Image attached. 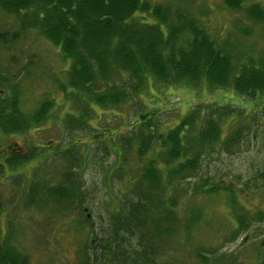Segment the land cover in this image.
<instances>
[{
	"label": "rangeland",
	"instance_id": "374dc122",
	"mask_svg": "<svg viewBox=\"0 0 264 264\" xmlns=\"http://www.w3.org/2000/svg\"><path fill=\"white\" fill-rule=\"evenodd\" d=\"M246 1L264 7V0ZM191 4L212 32L221 30L225 35V28L233 25L243 47L255 55L262 51L264 24L254 26L244 19L245 6L236 13L226 10L222 0H195ZM243 22L252 24L247 37L243 36L247 29ZM0 35L4 36L0 37L2 98L17 96L16 112L24 118L31 117L43 102L50 107L45 118L28 121L31 124L25 130L0 128L3 146L14 144L10 149L13 155L24 156L31 150L34 155L26 166L0 168V240L7 249L25 256L29 264H82L84 246L92 243L99 252L97 243L135 203H141L143 231L155 253L154 264H233L232 232L264 231V97L251 98L230 88L216 90L198 84L163 88L161 83H151L140 93L131 90L130 100L121 105L103 109L90 104L84 127L75 128L68 119L79 116L81 105H75L70 89L64 93L58 84L57 79H65L69 65L59 49L36 30L21 31L18 16L12 14L0 12ZM111 81L136 85L132 80L125 83L119 75ZM185 114L192 117L188 131L198 129L204 117L213 118L222 130L216 142L190 149L189 154L196 151L200 155L199 167L184 180L179 178L167 186L164 195L176 200L177 207H167L170 219L161 220L164 209L144 197L147 193L153 196L156 190L138 181L141 171L137 170L146 166L152 154L141 160L134 153L118 163L113 144L121 146V142L115 140L107 149L111 142L104 137L110 131H115V138L129 134V124L140 115L150 119L147 122L160 132ZM38 129H42L48 158L35 169L44 158L43 150L32 149ZM231 134L236 135L231 138ZM79 180L84 184L81 192L80 187L76 190L79 206L77 200L74 204L54 196L61 185L71 194ZM217 183L219 189L214 188ZM227 188L239 190L234 199ZM237 219L248 226L238 229ZM123 236L125 240L117 239L120 246L113 248V253H97L87 264H123L127 255L130 259L131 244H137V237Z\"/></svg>",
	"mask_w": 264,
	"mask_h": 264
},
{
	"label": "trees",
	"instance_id": "16d2710c",
	"mask_svg": "<svg viewBox=\"0 0 264 264\" xmlns=\"http://www.w3.org/2000/svg\"><path fill=\"white\" fill-rule=\"evenodd\" d=\"M193 1L0 0V12L18 16L21 31H38L68 61L65 79L57 81L62 92L70 89L77 100L75 105H81V113L75 116V128H78L86 123V113L92 107L90 104L103 109L121 105L130 100L131 90L135 94L140 93L151 83H161L163 88L198 84L216 90L230 88L237 95L251 98L264 97V46L257 55L250 48L243 47L240 42L243 40L238 41L237 28L233 29V25L225 28V35L221 30L212 32L199 14L193 12ZM222 5L229 12L236 13L245 6L244 19L253 22L254 26L264 24V7L257 2L222 0ZM244 24L247 29L243 30V36L247 37L252 24ZM115 75L121 76L125 83L130 84L129 80H132L136 85L114 83L111 79ZM17 99V96L3 99L0 92V128L25 130L31 124L28 121L43 119L48 114L50 107L43 102L31 117L24 118L16 112ZM141 117L143 115L129 124L130 133L127 135L122 133L115 138V131H110L104 137L111 142L106 148L111 149L110 145L115 140L121 142V146L113 144L114 151H118V163L126 156H134V153L138 159L152 154L146 166L141 165L137 170L141 171L138 181L157 191L153 196L147 193L144 197L151 198L150 204L154 202L160 209L167 210H162L164 213L160 216L161 220H169L168 209L177 207V201L165 197V189L173 181L184 180L195 173L200 155L196 151L189 154L190 149L216 142L222 129L213 118L204 117L200 119L198 129L188 131L192 117L185 114L175 125L158 132L157 127L147 122L150 119ZM68 120L72 122V118ZM234 135L231 134V138ZM6 160L10 165L23 161L10 157ZM262 172L264 175V170ZM79 182V186L75 184V201L80 197H77V187H80L79 192L83 190L84 184L81 180ZM219 185L217 183L214 188L219 189ZM230 192L229 197L234 199V192ZM54 196L68 198L69 201L73 199L64 188H59ZM76 205L79 206L78 200ZM140 205L131 204L127 214L111 224L110 234L97 243L99 252L92 243L84 246V264L93 261L97 253L109 256L113 248L120 246L117 239L125 240L124 234L136 236L137 244H131L130 259L122 254L123 264L131 261L154 264L155 253L143 231ZM123 230L125 232H121ZM0 264L29 262L20 253L7 249L0 240Z\"/></svg>",
	"mask_w": 264,
	"mask_h": 264
},
{
	"label": "flooded vegetation",
	"instance_id": "af4514ba",
	"mask_svg": "<svg viewBox=\"0 0 264 264\" xmlns=\"http://www.w3.org/2000/svg\"><path fill=\"white\" fill-rule=\"evenodd\" d=\"M70 123L72 126H75V119H72V122H70ZM41 130L42 129H38L36 131V135L32 139L35 142L34 143L32 141V149L36 148V149L43 150L42 157L44 156V158H42L41 161L34 167L35 169L39 168L43 164V162L45 163V161L48 158V156L46 155V150L48 149V147L43 146V142L41 139V134H42ZM43 130H47V129H43ZM3 144L4 143H1V141H0V148L2 147V149H0V168L1 169L9 167L10 163L7 162V160H6L7 157L19 158L20 160H23L21 163L15 164V166L13 168L20 167L21 165L26 166V165H28L29 162H31L34 159L33 158L34 157L33 150H31V153H29V152L25 153L24 156H22V155L15 156L12 154V150L10 151V149H12V146L14 144L7 143L5 145L6 147L3 146ZM56 148L59 149L58 145L56 146ZM6 155H9V156H6ZM73 159H75V156H73ZM60 187L63 188L62 185ZM74 189H75V187L73 186V188H71V194L73 197L72 201H74L72 203L75 204V194H74L75 191H74ZM232 191H233V189H232ZM33 192H34V189L31 190V196H29V198H28L29 200H32L31 198H32ZM233 192H234L235 196H237L236 193H239V190L237 189V190H234ZM24 196H25V194H24ZM27 196H28V194L25 196V198H27ZM21 203H22V200H20L19 204H21ZM16 204H18L17 201H16ZM0 207H3V206H0ZM236 223H237L238 229H243V228H240V226H244V228H246L248 226L246 221L241 222L239 219H237ZM2 231L3 230L0 228V232H2ZM236 231H238V232H232V241L234 244L233 245V251H232V253H233V256H232L233 257V264H264V231L263 232H256V231H254V232H240L241 230H236ZM197 256H199L198 258H200V254H197ZM202 260H203V257H202Z\"/></svg>",
	"mask_w": 264,
	"mask_h": 264
}]
</instances>
